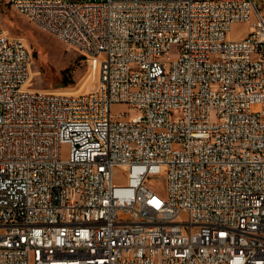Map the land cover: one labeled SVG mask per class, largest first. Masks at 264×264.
Wrapping results in <instances>:
<instances>
[{
    "label": "built area",
    "instance_id": "2783aa9c",
    "mask_svg": "<svg viewBox=\"0 0 264 264\" xmlns=\"http://www.w3.org/2000/svg\"><path fill=\"white\" fill-rule=\"evenodd\" d=\"M5 2L95 84L31 90L0 23V264H264V1Z\"/></svg>",
    "mask_w": 264,
    "mask_h": 264
},
{
    "label": "rangeland",
    "instance_id": "374dc122",
    "mask_svg": "<svg viewBox=\"0 0 264 264\" xmlns=\"http://www.w3.org/2000/svg\"><path fill=\"white\" fill-rule=\"evenodd\" d=\"M259 1L263 2L264 0ZM0 23L10 38L23 39L30 48L32 63L29 87L31 90L78 95L88 93L94 86L95 78L87 73V66L78 52L11 10L5 0H0ZM249 26L250 24L232 25L231 38L243 37ZM175 58L176 53L173 51L171 60ZM65 82H67L66 85ZM128 112L126 105H116L111 109V114L114 116ZM66 153L67 148H63V156ZM120 174L115 184L125 185V176ZM148 184L159 195L164 194L165 183L162 176L150 177ZM183 219L184 217H182Z\"/></svg>",
    "mask_w": 264,
    "mask_h": 264
},
{
    "label": "trees",
    "instance_id": "16d2710c",
    "mask_svg": "<svg viewBox=\"0 0 264 264\" xmlns=\"http://www.w3.org/2000/svg\"><path fill=\"white\" fill-rule=\"evenodd\" d=\"M67 84V82H65V85Z\"/></svg>",
    "mask_w": 264,
    "mask_h": 264
},
{
    "label": "bare ground",
    "instance_id": "6f19581e",
    "mask_svg": "<svg viewBox=\"0 0 264 264\" xmlns=\"http://www.w3.org/2000/svg\"><path fill=\"white\" fill-rule=\"evenodd\" d=\"M95 78V76H93Z\"/></svg>",
    "mask_w": 264,
    "mask_h": 264
}]
</instances>
